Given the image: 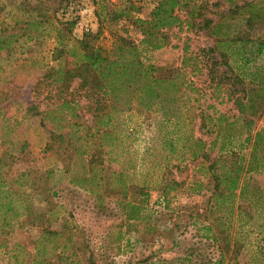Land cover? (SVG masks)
<instances>
[{"label": "rangeland", "instance_id": "1", "mask_svg": "<svg viewBox=\"0 0 264 264\" xmlns=\"http://www.w3.org/2000/svg\"><path fill=\"white\" fill-rule=\"evenodd\" d=\"M22 1L0 0V21L6 19L10 23L13 15L21 14L15 8ZM124 1L39 2L51 7L48 16L56 15L52 9H58L57 15L75 18L74 35L80 38L85 32L98 29L96 13L101 6L113 11L122 7ZM133 1L141 8L142 16L148 15L156 2ZM235 1L243 5L245 0ZM259 1L263 6L264 0ZM176 13L182 23L163 31L167 44L143 50L142 59L154 64L160 73L185 82L178 93L180 103L189 116L195 115L193 126L198 136L211 142L216 126L209 117L219 113L238 117L235 101L243 97V89L250 91L254 84L241 80L236 70L223 63L224 59L208 51L215 48L217 37L226 33L230 37L264 38V14L252 19L250 9L236 8L225 0H186ZM128 26V22L122 21L104 23L99 43L110 47L111 31ZM52 46L53 40L49 37L32 42L25 49V56L36 61L43 56L49 59ZM21 57L9 56L6 50H0V163L3 165L0 175L5 182L4 189L21 202L24 212L19 224L12 228L2 227L0 217V264H141L145 261L212 264L218 258L222 242L214 243L199 229L215 217L208 211L211 193L208 189L212 186L208 171L210 160H171L166 166L160 155L141 160L144 150L154 145L160 114L137 105L120 112L116 119V131L121 135L122 130L130 137L123 143L124 150L129 152L122 157L121 142L105 144L98 150V135L88 145L65 137V133L73 134L76 130L79 135H85L86 128L93 125L84 91L77 89L75 80L61 95L58 85L49 84L51 79L44 77L46 67L30 66ZM63 97L79 103L78 116L68 127H64L67 122L60 120L59 113L43 119L44 113L63 101ZM259 113L250 115L256 119V129L264 124V106ZM77 147H89L91 154H95L94 164L103 170L104 182L89 179L86 184L83 181L82 159L74 151ZM218 150L217 147L210 153L211 159L218 157ZM131 165L135 167L130 170L134 183L146 181L156 187L162 175L180 183L171 193L168 207L158 188L152 190L143 218L136 221L127 218L122 202H135L140 197L133 188L123 196L120 188L109 185L111 171H121L122 167ZM49 171L52 172L46 178ZM78 181L86 186L77 184ZM98 181L101 186L96 185ZM247 183L250 193L245 199L241 190ZM199 185L200 192H194ZM237 195L232 216L234 225L230 230L233 242L226 262L233 258L238 264H264V172L244 175ZM250 216L252 220L246 224ZM45 230L61 234L48 244L40 237Z\"/></svg>", "mask_w": 264, "mask_h": 264}, {"label": "trees", "instance_id": "2", "mask_svg": "<svg viewBox=\"0 0 264 264\" xmlns=\"http://www.w3.org/2000/svg\"><path fill=\"white\" fill-rule=\"evenodd\" d=\"M39 1L23 0L15 8L21 14L13 15L10 23H7L6 19L0 21V50H6L9 56L21 55L30 66L46 67L44 77L51 79L49 84L58 85L61 95L69 89L71 81H77V89L84 91V96L89 101L88 110L92 113L93 125L86 128L85 135H79L76 130L73 134L68 132L64 136H70L77 141L82 140L88 145L89 141L98 135L100 142L96 145L98 150L105 144L110 146L121 142L122 157L129 152L124 150L123 143L130 137L122 130L121 135L116 131L118 114L130 110L134 105L146 111L158 112L160 120L156 122L155 146H148L142 153L141 160L160 155L162 162L165 160V166L171 160L180 162L204 158L210 160L208 171L212 186L208 189L211 192L208 197V211L215 217L212 221L202 224L199 229L204 230V236L214 243L222 242L218 258L212 264H238L233 258L226 262V255L231 250L233 242L230 230L234 225L232 216L239 196L237 190L244 175L264 172V124L256 129V119L250 116L258 114L264 106V38L230 37V34L226 33L219 35L215 48L208 51L218 54L224 59V64L236 70L241 80L250 81L254 87L250 91L243 89V97L236 99L238 117L226 113L209 117L215 123L216 130L213 140L207 142L199 137L194 129L195 115L189 116L180 103L178 93L185 82L160 73L154 64L146 63L142 59L143 50L157 49L167 44V35L163 31L182 23L176 9L186 0H156L146 16L141 15V8L133 0H125L122 7L118 6L113 11H106L103 5L96 13L99 20L98 29L89 30L80 38L74 35L77 24L75 18H65L64 14L57 15L58 9H52L56 15L48 16L51 7ZM225 1L235 4L236 8L242 10L250 9L252 19L264 14V5H260L261 1L245 0L243 5H239L235 0ZM121 21L128 22L129 26L121 31H111L112 45L105 47L100 44L103 24ZM130 27L133 30H130ZM213 32L215 33L214 30ZM47 37L53 40L49 59L43 56L40 61H36L29 55L25 56V49L30 43ZM62 99L63 101L44 113L43 119L52 113H59L60 120L67 122L64 127H68L72 125L71 120L78 116L79 103L72 98ZM52 124L58 129L56 121ZM25 147L24 145L23 150ZM217 147L218 157L211 159L210 153ZM88 148L74 149L75 154L82 159L83 181L86 184L89 179L93 182L97 180L104 182L101 175L103 170L94 164L95 154H91ZM245 148L247 150L243 153ZM151 160L154 162V159ZM2 166L0 163V169ZM134 168L131 165L122 167L121 171H111L109 185L110 188H120L123 196H127L133 188L134 193L140 197L135 202H122L127 218L136 221L143 218L152 190L158 188L168 207L169 197L180 183L174 179L167 180L163 175L156 187L146 181L134 183L130 179V170ZM51 172L46 174V178ZM99 181L96 185L101 186L102 183L99 184ZM78 182L77 184L86 186L83 182ZM4 186L3 176L0 175L2 227L12 228L14 224H19L24 212L22 205H19L21 202H17L12 192L5 190ZM200 187L199 185L193 191L200 192ZM249 188L250 185L247 183L241 190L245 199L250 193ZM254 190L257 192L258 188L255 187ZM240 212L241 210L239 214ZM251 220L250 216L246 224H250ZM60 234L57 231L45 230L40 237L50 244ZM141 264L167 263L145 261Z\"/></svg>", "mask_w": 264, "mask_h": 264}]
</instances>
